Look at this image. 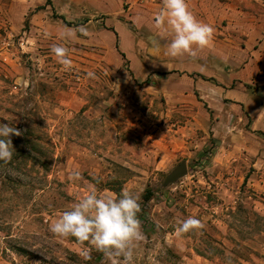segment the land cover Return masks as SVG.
Here are the masks:
<instances>
[{
	"label": "rangeland",
	"instance_id": "rangeland-1",
	"mask_svg": "<svg viewBox=\"0 0 264 264\" xmlns=\"http://www.w3.org/2000/svg\"><path fill=\"white\" fill-rule=\"evenodd\" d=\"M130 1L51 0L43 7L46 0H0V116L33 127L53 149L46 181L27 173L15 194L8 186L11 200L0 204V264H110L94 249L85 261L75 238L50 231L90 185L100 195L118 189L140 197L143 239L134 264H264V175L240 147L242 113L199 100L158 40L144 45L130 21ZM108 19L122 22L135 42L116 49L103 30ZM80 26L87 35L59 38ZM124 27H117L123 41ZM54 44L68 47L70 71L51 52ZM147 63L151 72L140 76ZM182 161L186 175L165 184ZM73 170L80 180L71 179ZM190 216L204 227L177 236ZM7 234L33 255L8 248Z\"/></svg>",
	"mask_w": 264,
	"mask_h": 264
},
{
	"label": "crops",
	"instance_id": "crops-1",
	"mask_svg": "<svg viewBox=\"0 0 264 264\" xmlns=\"http://www.w3.org/2000/svg\"><path fill=\"white\" fill-rule=\"evenodd\" d=\"M130 2V21L142 31L144 45L158 40L161 53L166 55L164 46L168 41L156 36L151 23L162 0ZM187 4L198 20L213 27V47L198 51L195 58H174L173 71L184 73L190 79L194 94L207 107L215 101L216 105L227 104L239 109L242 113V126L238 129L240 147L253 159L252 167L256 173L262 171L263 176L264 0H187ZM108 20V24L104 22L106 29L103 30L116 39L115 48L118 49V45L128 47V40L133 37L130 30L122 22ZM119 24L126 31L125 41L117 31ZM150 72V63H147L139 75L144 77ZM260 182L254 181L253 185L261 186Z\"/></svg>",
	"mask_w": 264,
	"mask_h": 264
},
{
	"label": "clouds",
	"instance_id": "clouds-1",
	"mask_svg": "<svg viewBox=\"0 0 264 264\" xmlns=\"http://www.w3.org/2000/svg\"><path fill=\"white\" fill-rule=\"evenodd\" d=\"M152 26L157 35L168 41L166 55L172 58L188 56L195 58L197 52L211 49L214 29L201 22L189 9L187 0H162L160 10L152 18ZM77 31L87 35V29L80 26L76 30H65L59 38L68 41L76 38ZM156 43V41H153ZM51 52L65 71H70L72 61L69 49L54 44ZM93 72L87 76L94 78ZM10 135H21L15 127L0 123V162L11 161L14 148ZM73 181L81 179V173H70ZM140 197L129 190L119 195H100L95 185H90L82 198L64 211L51 225L50 231L59 238L73 237L80 245L79 256L85 261L91 259L93 249L103 254L110 264H134L136 251L143 239L140 212ZM204 227L195 217H187L176 227L177 236L195 232Z\"/></svg>",
	"mask_w": 264,
	"mask_h": 264
},
{
	"label": "trees",
	"instance_id": "trees-1",
	"mask_svg": "<svg viewBox=\"0 0 264 264\" xmlns=\"http://www.w3.org/2000/svg\"><path fill=\"white\" fill-rule=\"evenodd\" d=\"M45 6H51V0H46ZM66 25H69L65 22L62 16H58ZM117 47V46H116ZM124 57L122 54H120ZM0 123L9 124L10 126L15 127L18 131H20L21 135L15 136L10 135V139L12 141V145L14 148V154L11 161L4 163L0 162V204L5 202H10L9 199L12 196L7 192L8 186L13 187L14 194L16 193V184H18V177L28 178L30 175L27 173L34 174L36 179L41 181H46L47 174L50 170V165L52 163L53 157V149L52 142L49 139H42L40 136L35 134L33 127L31 126H19L9 122H6L0 116ZM13 175V176H11ZM14 175H17L15 177ZM32 178V181H33ZM37 185V184H36ZM41 191L44 190L43 184L38 185ZM12 191V190H10ZM116 195H119L120 191L118 189L111 190ZM12 193V192H10ZM13 194V193H12ZM151 197V193L148 190L144 196V200H149ZM264 219V217H263ZM6 241L5 244L8 248L19 255H24L30 257L33 255L32 252L26 250L23 246H21L17 239L12 238L11 235H5ZM242 264V263H237Z\"/></svg>",
	"mask_w": 264,
	"mask_h": 264
},
{
	"label": "water",
	"instance_id": "water-1",
	"mask_svg": "<svg viewBox=\"0 0 264 264\" xmlns=\"http://www.w3.org/2000/svg\"><path fill=\"white\" fill-rule=\"evenodd\" d=\"M187 173V167L185 161H182L178 166H176L165 178L164 183L170 184L174 183L180 178H182Z\"/></svg>",
	"mask_w": 264,
	"mask_h": 264
}]
</instances>
